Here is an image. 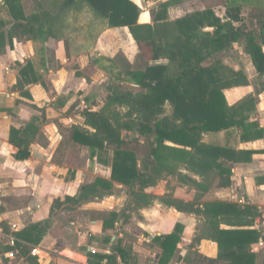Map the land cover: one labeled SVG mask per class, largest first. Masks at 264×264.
Segmentation results:
<instances>
[{
	"label": "crops",
	"instance_id": "crops-1",
	"mask_svg": "<svg viewBox=\"0 0 264 264\" xmlns=\"http://www.w3.org/2000/svg\"><path fill=\"white\" fill-rule=\"evenodd\" d=\"M9 1L0 0V264H108L111 245L118 238L123 245L131 243L136 258L133 264H160L162 250L153 237L171 233L176 224L183 228L180 241L165 264H211L218 247L207 236L206 219L163 207L156 200L148 208H138L139 216L130 225H123V230L117 227L122 220L115 223V229H103V221L95 213L119 211L117 206L123 196L112 193L88 200L78 197L80 187L97 178L111 181L114 189L124 187L110 178L111 158L102 162L90 155L88 147L75 141L69 143L63 156L57 153L61 128L80 125L91 130L83 124L81 112L103 108L100 94L106 91L107 101L106 86L111 79L128 82L121 79L120 69L113 61L119 52L132 63L138 58L128 28L109 27L105 19L83 4L74 5L59 18L63 0H14L16 14L10 11ZM131 1L139 8V24H170L208 8L221 21L228 20L225 13L219 15L217 11L221 5L204 7L203 0ZM53 18L60 20L51 26L48 20ZM241 18L245 22L251 19L248 15L243 17L242 12ZM32 19L39 26L26 29V20ZM198 29L212 30L206 25ZM159 30L163 36L176 32L170 25ZM261 47L264 52V44ZM226 52L213 53L201 65L218 62L222 67L242 71L246 84L223 88V95L228 105L250 98L245 122L264 129V75L258 73L247 54L260 79V85H255L245 68L235 69L223 61L221 56ZM112 70L116 71L114 75ZM166 107L169 109L170 105ZM201 141L234 151L255 152L249 162H227L232 165L227 186H218L219 177L213 173L199 175L185 161L168 156V164L197 182L209 184L204 191L187 184L178 186L173 196L184 201L198 196L200 201L219 200L253 207L254 214L245 217L251 220L249 224L227 225L223 221L235 219L220 217L219 228L258 231V240L250 243L248 249L255 255V264H264V134L257 135L253 128L243 136L242 129L233 126L205 132ZM72 150L77 154L86 150V162L80 164L76 160L72 164ZM148 194L162 196L165 191L156 189ZM66 197L73 200L67 201ZM106 199L118 202L107 209L102 204ZM94 255L102 258L97 261Z\"/></svg>",
	"mask_w": 264,
	"mask_h": 264
},
{
	"label": "trees",
	"instance_id": "trees-1",
	"mask_svg": "<svg viewBox=\"0 0 264 264\" xmlns=\"http://www.w3.org/2000/svg\"><path fill=\"white\" fill-rule=\"evenodd\" d=\"M9 3L10 11L18 13L14 0ZM243 3L244 0H230L226 4L227 21H221L208 8L170 24L150 25L137 23L139 8L131 0H63L58 17L74 5L83 4L93 14L105 19L109 27H127L137 47L138 58L132 63L122 52L113 58L120 69L119 75H122L118 78L136 85V90L132 91L124 89L122 83L115 79L107 84L106 103L115 104L123 111L84 109L81 112L83 124L91 130L80 125L61 128L62 139L57 153L63 156L71 141L88 147L90 155H96L102 162H106L107 158L101 156L111 151L110 178L127 187L126 194L132 198L140 196L138 191L155 187L163 174L176 175L180 182L196 190L208 189L209 184L197 182L168 164L165 160L168 156L185 161L188 168L199 175L213 173L219 177L218 186L229 185L232 165L227 162H249L255 151H234L205 144L201 141L202 134L237 126L242 129L243 136L253 128L257 135H263L264 129L245 122L250 98L228 105L223 95V88L246 84L242 71L222 67L218 62L209 66H203L201 62L243 40L253 65L258 73L264 75V52L261 47L264 44V12L258 7L250 9L248 16L251 19L247 23L241 18ZM252 19H256V29L248 30ZM59 20L49 19L48 24L54 26ZM233 22L238 25L234 26ZM26 25L29 29L32 25L39 26V23L32 19L26 20ZM169 25L176 31L175 34H160L159 29H166ZM204 25L212 30L199 31L198 26ZM166 104L170 105L169 109ZM220 158L223 161H218ZM113 192L111 181L97 178L92 184L80 187L78 200ZM148 198L163 207L206 219L207 236L218 247L217 257L210 261L211 264L216 261L255 264V255L248 246L258 240L259 232L254 229L219 228L220 217L235 219L223 221L227 225L249 224L251 220L245 217L254 214L253 207L219 200L200 201L198 196L195 200L184 201L170 193L150 195ZM66 200L73 198L66 197ZM123 212H96L95 217L103 221V229H115V223L124 219ZM182 229L176 224L171 233L153 237L162 250L160 264H165L177 251ZM94 257L97 261L102 258L98 255ZM108 259V264H133L136 260L131 243L123 245L120 238L112 243Z\"/></svg>",
	"mask_w": 264,
	"mask_h": 264
},
{
	"label": "rangeland",
	"instance_id": "rangeland-1",
	"mask_svg": "<svg viewBox=\"0 0 264 264\" xmlns=\"http://www.w3.org/2000/svg\"><path fill=\"white\" fill-rule=\"evenodd\" d=\"M229 1L230 0H203V6L204 7H214L217 5H221L222 7H217V11H218L219 15H224V13L226 11V4L229 3ZM254 7L255 8L258 7L259 9H262L261 11L264 12V0H244L243 8L241 11L243 17L246 18L247 15L249 14L248 12L250 11V9H253ZM193 9H195V8H192V10ZM255 22H256V19H253L251 22L252 26L251 25L248 26L247 29L248 30L254 29L256 27ZM244 46H245V42L243 40L237 41L233 44V49L230 51L228 50V52H226L221 57L227 65H229L235 69H237L239 67L245 68L247 70L248 75H250L251 82H253L255 85H260V79L254 73V70L252 68V64L250 63V61L248 59V55H247L246 51H244ZM205 63H208V60ZM114 73H116V71L112 72L113 75H114ZM122 87L124 89H127V90H132V91L136 90V87H134L133 85H131L128 82L123 83ZM105 95H106V91H103V93L100 94L101 99H102L101 102H103V103H101V107L103 106V108L108 110V111L113 110V109H120L121 110V108H118V106H116L115 104H107L105 101ZM121 111H123V110H121ZM67 123H71V122L67 121ZM85 153H87L86 150H85ZM85 153H84V151L79 150V152L77 154L76 150H74V151L72 150V152L70 153L69 160L71 161L72 164L76 163V160L80 164H83L84 162H86V161H84V160H86V159H84V156L89 155L88 153L87 154H85ZM111 155H112L111 151H109L108 153L103 154L101 157L110 159ZM140 164H141V162H140ZM100 174L101 175L104 174L103 170L100 171ZM184 185L185 184L180 182L179 178L176 175L172 176V175L163 174V177L157 182L155 187L147 189L145 191H147L148 193H153V190L164 189L165 193H170V194L174 195V191H175L176 187H178V186L184 187ZM127 190H128V188L124 186L122 189H118V188L114 189V192H113L114 195L120 194L121 196H123L122 203L120 202L121 203L120 206L119 205L117 206V207H120L119 208L120 210L124 211L122 214V217L124 216V219H122V223H121L122 225L117 226L118 228L120 227L121 229H122L123 225H125L126 223L127 224L131 223L130 221H132L136 216H139L138 208H142V207L148 208L151 205H153L152 200H150L148 198V196H150L151 194H148L145 191L144 192L138 191L137 194L140 196L144 195L145 197L141 196V198H144V199H141L140 196L139 197L137 196L136 198H132L126 194ZM133 199H135V200H133ZM117 200L118 199H116V200L112 199V200L107 201V199H106V200H104V202H102V204L104 205L103 207H105L107 209L114 207L113 205L114 204L116 205V203L118 202ZM131 202H134V203H131ZM150 203H152V204H150ZM148 216L150 217V214H148ZM128 236H129V234H128Z\"/></svg>",
	"mask_w": 264,
	"mask_h": 264
},
{
	"label": "built area",
	"instance_id": "built-area-1",
	"mask_svg": "<svg viewBox=\"0 0 264 264\" xmlns=\"http://www.w3.org/2000/svg\"><path fill=\"white\" fill-rule=\"evenodd\" d=\"M11 243L13 244V240H11Z\"/></svg>",
	"mask_w": 264,
	"mask_h": 264
}]
</instances>
